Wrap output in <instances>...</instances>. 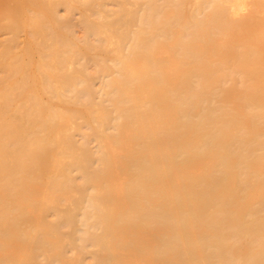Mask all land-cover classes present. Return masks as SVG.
Here are the masks:
<instances>
[{"label": "bare ground", "instance_id": "1", "mask_svg": "<svg viewBox=\"0 0 264 264\" xmlns=\"http://www.w3.org/2000/svg\"><path fill=\"white\" fill-rule=\"evenodd\" d=\"M0 35V264H264V0H0Z\"/></svg>", "mask_w": 264, "mask_h": 264}, {"label": "rangeland", "instance_id": "2", "mask_svg": "<svg viewBox=\"0 0 264 264\" xmlns=\"http://www.w3.org/2000/svg\"><path fill=\"white\" fill-rule=\"evenodd\" d=\"M61 13H62V14H63V13L65 14V11L63 10V8H61ZM77 16H78V15H77ZM77 16L75 17L76 19H77ZM77 27H78V28H77ZM76 29H77V33H79V34L82 33V28H81L80 25H79V26L77 25V26H76ZM79 31H80V32H79ZM2 35H3V34H2ZM7 35H8L7 33H4V37H5V36L7 37ZM2 37H3V36H2ZM4 37L1 38V35H0V38H1L2 40H4ZM23 38H24V37H22V39H23ZM2 40H0V46H1V44H2V43H1Z\"/></svg>", "mask_w": 264, "mask_h": 264}]
</instances>
